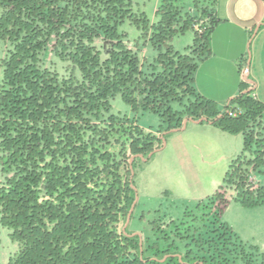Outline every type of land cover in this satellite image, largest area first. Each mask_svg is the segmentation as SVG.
Masks as SVG:
<instances>
[{"label":"trees","instance_id":"trees-1","mask_svg":"<svg viewBox=\"0 0 264 264\" xmlns=\"http://www.w3.org/2000/svg\"><path fill=\"white\" fill-rule=\"evenodd\" d=\"M146 7L147 0H0V225L17 245L5 264H264V251L222 221L230 201L264 204V103L246 82L222 110L201 96L195 73L215 21L199 23L181 0H161L155 19ZM131 29L150 49L144 56L128 44ZM188 31L193 45L175 50L174 38ZM48 51L66 72L47 62ZM117 97L134 115L159 116L167 130L205 118L242 133L241 154L196 207L207 202L209 235L189 225L191 210L164 227L152 220L153 242L125 227L137 197L131 159H148L163 137L116 113Z\"/></svg>","mask_w":264,"mask_h":264},{"label":"crops","instance_id":"crops-1","mask_svg":"<svg viewBox=\"0 0 264 264\" xmlns=\"http://www.w3.org/2000/svg\"><path fill=\"white\" fill-rule=\"evenodd\" d=\"M203 1L196 0L192 6L189 0H181L184 10L202 23L215 21L210 33V53L199 63L195 73L197 92L215 101L222 110L246 82L255 97L264 103V0ZM160 3L161 0H147V7L150 5L153 14L151 19H155ZM192 38L194 40V36ZM193 40L182 48H176L174 40L172 44L175 50L183 53L193 45ZM172 106L174 110H182L175 104ZM125 108L129 111V107ZM124 114L130 117V112ZM157 117L156 127L139 123L145 133L158 135L161 126L166 129ZM161 135L163 144L147 164L151 188L161 201L153 214L172 219L169 210L177 202L185 212L215 194L222 183L219 179L213 181V168H229L241 154L244 138L242 133L230 134L210 122L189 118H185L180 127L164 130ZM255 179L258 181L261 177ZM158 182L162 183L158 185ZM222 221L241 241L264 251V204L247 208L230 201L223 209Z\"/></svg>","mask_w":264,"mask_h":264},{"label":"rangeland","instance_id":"rangeland-1","mask_svg":"<svg viewBox=\"0 0 264 264\" xmlns=\"http://www.w3.org/2000/svg\"><path fill=\"white\" fill-rule=\"evenodd\" d=\"M198 1L200 3L204 2L203 0H198ZM183 3L187 4V1L186 2L183 1ZM189 3H190V5L192 4V6H193L194 4H196V0H189ZM145 11L147 12L149 17H153L150 5H148V7H146ZM198 22L200 23V20ZM193 36H194L193 33L191 31H188L184 35L176 36L174 38L173 44L176 48H182L186 44L189 43L190 39L193 40V38H192ZM127 41H128V44L130 47H132L134 49L137 46L139 47V51H140L141 56H144L145 52H147V50H148V52H150V49H147V48L145 49V46L142 45V43H139V45L136 44L135 33H133V30H132V35L127 39ZM5 52H6V46L0 41V59L5 55ZM46 60L48 63H53V65L56 66V68H58L62 73L66 72L65 71L66 64L60 62L57 58H55V56L52 54L51 51H48V53L46 54ZM1 75H2V69L0 68V79H1ZM174 104H175L176 108L181 107V105L178 103H174ZM113 107H114V111L116 113H120L121 115H123V113H125V112H130V118L136 119L138 124L142 123L144 126L147 125V126H153V127H156V125L158 124L159 119L154 114H151V113H149V114L144 113V114H139V115L132 114L130 109L128 111L125 108V105L122 103V101L119 97L115 98V100L113 101ZM178 127H180V126H178ZM178 127H176V128H178ZM161 134L162 133L158 134L157 136L163 137V135H161ZM161 146H159V147H161ZM133 159L135 160L134 173H135V182H136V189H137V201L135 204L134 211L131 215V219H130V221L126 227H128V229L130 231H135V232L141 233V235L143 236L144 239L149 238V240L153 242L156 240L157 235L153 233L152 226H151L150 222L156 218H160L159 224L161 227H164L165 225L167 226L168 224H170L171 219L170 218H163L162 215L153 214L156 206L159 205V203L161 201H159L160 199L157 197L156 191L152 190V188H151L152 183L149 179L150 167L147 168V164L149 162L148 159L147 158L145 159L144 156H143V158H141L139 156H135ZM227 169H228V166H225V167L224 166H215L213 168V174H212L213 181H216L219 179V181H221L220 182V184H221L223 182V179L225 177ZM253 176H254V178H259V176H257V175H253ZM0 181H1V177H0ZM161 183L162 182H158V185H160ZM232 193H233L232 189L227 191L228 198H230L232 196ZM177 205L173 206V208H171L169 210L170 211L169 216H171V218L174 221L175 220L176 221L181 220L180 218H182L183 214L185 213L184 208L181 207V204H179V202H177ZM204 206H207V202H205V204L200 209L188 208L187 210H191V214H190V217L187 221H188L190 226H194V227L198 228V230L201 233H203L205 235H209L210 232H212V229H211L212 225L211 224L213 221V217H211L212 213H210V209L205 208ZM142 209L145 210V212L147 213L146 217H145V212L141 213ZM141 214H144L145 221L139 220V216ZM193 216H197L199 218V220L198 221H192ZM126 222H127V220H126ZM125 225H126V223H125ZM176 244L182 252H185V250H186L185 249V245H186L185 241L182 242V241L177 240ZM230 244H232V246H240L241 245L240 242L235 238L231 239ZM161 245H162V247H165V243L161 242ZM248 246L249 245H247V247ZM16 249H17V245L9 239L7 229L3 228L0 225V263L5 264L8 260V258L16 251Z\"/></svg>","mask_w":264,"mask_h":264},{"label":"water","instance_id":"water-1","mask_svg":"<svg viewBox=\"0 0 264 264\" xmlns=\"http://www.w3.org/2000/svg\"><path fill=\"white\" fill-rule=\"evenodd\" d=\"M201 120H205V118H202ZM201 120H200V121H201ZM184 124H185V122H184ZM156 150H158V149H156ZM156 150H155V151H156ZM155 151H154V152H155ZM154 152H152L151 154H149V156H151ZM136 156H139V157L143 158V155H141V154L136 155ZM134 157H135V156L132 157L131 161L133 160ZM145 159H146V158H145ZM136 201H137V197H136V200L134 201V203L132 204V206H131V208H130V211H129V213H128L127 222H126L125 227L128 225V223H129V221H130V219H131V215H132V213H133V211H134Z\"/></svg>","mask_w":264,"mask_h":264},{"label":"built area","instance_id":"built-area-1","mask_svg":"<svg viewBox=\"0 0 264 264\" xmlns=\"http://www.w3.org/2000/svg\"><path fill=\"white\" fill-rule=\"evenodd\" d=\"M195 30H199V26L197 24H194ZM254 95V94H253ZM255 96V95H254Z\"/></svg>","mask_w":264,"mask_h":264}]
</instances>
